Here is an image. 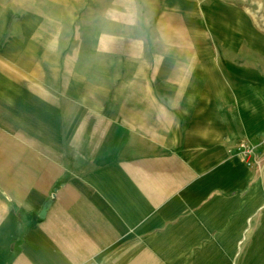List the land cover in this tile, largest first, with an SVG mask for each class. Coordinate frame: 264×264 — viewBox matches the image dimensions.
I'll return each mask as SVG.
<instances>
[{
	"label": "crops",
	"instance_id": "obj_1",
	"mask_svg": "<svg viewBox=\"0 0 264 264\" xmlns=\"http://www.w3.org/2000/svg\"><path fill=\"white\" fill-rule=\"evenodd\" d=\"M244 16L0 0V264H264V30Z\"/></svg>",
	"mask_w": 264,
	"mask_h": 264
},
{
	"label": "rangeland",
	"instance_id": "obj_2",
	"mask_svg": "<svg viewBox=\"0 0 264 264\" xmlns=\"http://www.w3.org/2000/svg\"><path fill=\"white\" fill-rule=\"evenodd\" d=\"M224 4L225 9H219L217 5ZM209 7L211 12H241L242 14H247V17L244 16L243 24L246 22L249 24H257V27L264 30V0H209ZM244 29V28H243Z\"/></svg>",
	"mask_w": 264,
	"mask_h": 264
},
{
	"label": "built area",
	"instance_id": "obj_3",
	"mask_svg": "<svg viewBox=\"0 0 264 264\" xmlns=\"http://www.w3.org/2000/svg\"><path fill=\"white\" fill-rule=\"evenodd\" d=\"M242 150V155L245 159H248L249 158V155H251V149H247L246 147L244 146H241L240 148Z\"/></svg>",
	"mask_w": 264,
	"mask_h": 264
}]
</instances>
